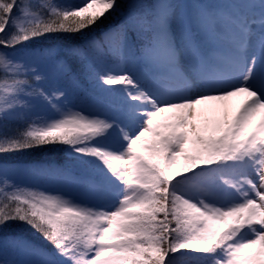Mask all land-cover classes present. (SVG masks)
<instances>
[{"label": "snow or ice", "instance_id": "1", "mask_svg": "<svg viewBox=\"0 0 264 264\" xmlns=\"http://www.w3.org/2000/svg\"><path fill=\"white\" fill-rule=\"evenodd\" d=\"M0 264H264V0H0Z\"/></svg>", "mask_w": 264, "mask_h": 264}, {"label": "trees", "instance_id": "2", "mask_svg": "<svg viewBox=\"0 0 264 264\" xmlns=\"http://www.w3.org/2000/svg\"><path fill=\"white\" fill-rule=\"evenodd\" d=\"M119 19L120 17L118 15H113L109 17L107 20L103 21V23L100 25V28L93 29L90 35H95L97 38H99L104 29L119 23ZM81 42H82L81 37H75V38L62 37L58 40L53 41V43L58 46L76 45ZM21 159L24 161H32L34 163H42L45 165L50 163L55 166L57 164L63 163L65 157L63 153L53 150L52 146H46L43 148L31 150L30 153L21 156ZM15 231L18 234L24 236L25 238H32V232L26 226L17 228L15 229Z\"/></svg>", "mask_w": 264, "mask_h": 264}, {"label": "rangeland", "instance_id": "3", "mask_svg": "<svg viewBox=\"0 0 264 264\" xmlns=\"http://www.w3.org/2000/svg\"><path fill=\"white\" fill-rule=\"evenodd\" d=\"M244 100L243 96L232 98L227 103L230 105L232 112L235 111V109L239 106V104ZM50 190L55 191L57 190V186L53 185L50 186Z\"/></svg>", "mask_w": 264, "mask_h": 264}]
</instances>
